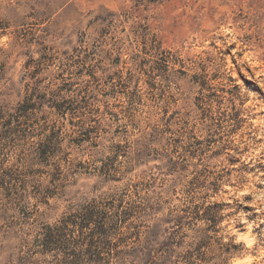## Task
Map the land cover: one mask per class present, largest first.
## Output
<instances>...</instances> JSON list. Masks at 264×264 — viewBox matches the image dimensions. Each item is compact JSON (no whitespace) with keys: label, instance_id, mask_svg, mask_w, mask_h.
Segmentation results:
<instances>
[{"label":"rangeland","instance_id":"1","mask_svg":"<svg viewBox=\"0 0 264 264\" xmlns=\"http://www.w3.org/2000/svg\"><path fill=\"white\" fill-rule=\"evenodd\" d=\"M198 247L264 264V0H0V264Z\"/></svg>","mask_w":264,"mask_h":264},{"label":"trees","instance_id":"2","mask_svg":"<svg viewBox=\"0 0 264 264\" xmlns=\"http://www.w3.org/2000/svg\"><path fill=\"white\" fill-rule=\"evenodd\" d=\"M200 211L201 210L199 208L198 213H197V217H200L201 216V212ZM207 211H209V210H207ZM174 220L175 221H173V224L175 225V227L169 229V231L170 230H173V231L166 232V234H167V236H166L167 242L164 244V247H166V249H168V250H171V243H172L171 241H172V238L174 239V233L176 232V230L178 228L182 227V223H183L182 222V218H178V219L176 218ZM201 220L204 221V222H208V220H209L210 223H213L214 222V219L210 217V213L209 212H206L205 214H203L201 216ZM69 225H70V223L66 222L65 224H62L61 226L57 227L56 229L50 230V231H52V233L50 232L49 238L51 237V235H53V233H60V231H62V229L64 227H67ZM47 238H48V235H47ZM199 249H201V248L198 247L195 251L188 252L186 254L185 258L188 260V262H191L192 264L195 263V261H193L195 259V257L196 258H199V256H200V255L197 254V251H199Z\"/></svg>","mask_w":264,"mask_h":264}]
</instances>
